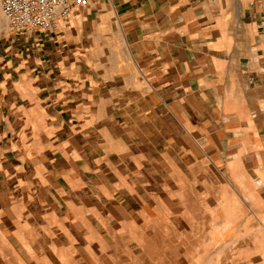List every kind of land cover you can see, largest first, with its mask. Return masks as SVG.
<instances>
[{"label":"crops","instance_id":"1","mask_svg":"<svg viewBox=\"0 0 264 264\" xmlns=\"http://www.w3.org/2000/svg\"><path fill=\"white\" fill-rule=\"evenodd\" d=\"M7 25L0 264L259 254L264 0H92L51 31Z\"/></svg>","mask_w":264,"mask_h":264},{"label":"built area","instance_id":"2","mask_svg":"<svg viewBox=\"0 0 264 264\" xmlns=\"http://www.w3.org/2000/svg\"><path fill=\"white\" fill-rule=\"evenodd\" d=\"M92 0H0L3 16L17 32L56 29L71 18L77 7H87Z\"/></svg>","mask_w":264,"mask_h":264},{"label":"rangeland","instance_id":"3","mask_svg":"<svg viewBox=\"0 0 264 264\" xmlns=\"http://www.w3.org/2000/svg\"><path fill=\"white\" fill-rule=\"evenodd\" d=\"M0 12H1V10H0ZM1 16L4 19V24H3L4 27H5L4 31L7 32L8 31L7 21L5 20V18L3 17L2 14H1ZM251 222H252V219L250 221V224H248V228H250V230L253 231V232L259 231L258 230V229H260L259 225L257 223L253 224ZM259 246H260L259 249H256L254 251V252H258L259 254L256 255V256L247 257L246 259H244V264H264V234L261 235V240H260ZM215 250H216V252H215ZM223 251H224L225 254H227L226 263L227 264H231L230 263L231 258H232L231 255L234 256V252H235L234 248L228 246ZM219 253H220V250L219 249L217 250V246H216V248L212 247L211 250H210V253L207 255L208 258L210 259V262L214 259L215 260L214 262H216L217 264H220L222 256ZM1 256L5 257L4 255H1ZM197 256H199V255L197 254ZM51 258H52V261H54L55 264H66V262L68 261V260H66L64 258V255H61L58 251H53Z\"/></svg>","mask_w":264,"mask_h":264},{"label":"bare ground","instance_id":"4","mask_svg":"<svg viewBox=\"0 0 264 264\" xmlns=\"http://www.w3.org/2000/svg\"><path fill=\"white\" fill-rule=\"evenodd\" d=\"M0 24L2 26V24H4V19L2 18L1 14H0Z\"/></svg>","mask_w":264,"mask_h":264}]
</instances>
